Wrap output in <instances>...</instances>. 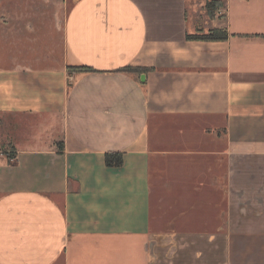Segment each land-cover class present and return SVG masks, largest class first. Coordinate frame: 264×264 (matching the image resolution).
<instances>
[{
  "label": "crops",
  "instance_id": "obj_1",
  "mask_svg": "<svg viewBox=\"0 0 264 264\" xmlns=\"http://www.w3.org/2000/svg\"><path fill=\"white\" fill-rule=\"evenodd\" d=\"M207 1L0 0V264H264V0Z\"/></svg>",
  "mask_w": 264,
  "mask_h": 264
},
{
  "label": "trees",
  "instance_id": "obj_2",
  "mask_svg": "<svg viewBox=\"0 0 264 264\" xmlns=\"http://www.w3.org/2000/svg\"><path fill=\"white\" fill-rule=\"evenodd\" d=\"M223 6V5H221ZM216 2L209 1L206 3V9L209 16H212L216 10ZM227 37V33L225 30L222 29H212L206 34H196V35H187L189 39H201V40H223ZM69 69H76V70H87L88 68L85 67H69ZM125 70L132 71L133 68L127 67L123 68ZM105 164L108 167H119L122 164V154L120 153H113L108 152L104 155Z\"/></svg>",
  "mask_w": 264,
  "mask_h": 264
},
{
  "label": "rangeland",
  "instance_id": "obj_3",
  "mask_svg": "<svg viewBox=\"0 0 264 264\" xmlns=\"http://www.w3.org/2000/svg\"><path fill=\"white\" fill-rule=\"evenodd\" d=\"M60 3H66L67 4V6H69L70 4H71V2L73 1V0H58ZM209 1H215L216 2V10L218 11V9H220V7H222L221 5H223V0H209ZM209 1H207V2H209ZM206 2V3H207ZM215 10V11H216ZM208 11H207V9H206V13H207ZM3 118H6V117H4V116H2V117H0V120H1V122H3ZM4 145L2 148H5V150H7L8 151V153H11V146L9 145V144H7V142L5 141V139H4V137L0 134V146L1 145ZM6 145H8V147L6 146Z\"/></svg>",
  "mask_w": 264,
  "mask_h": 264
}]
</instances>
